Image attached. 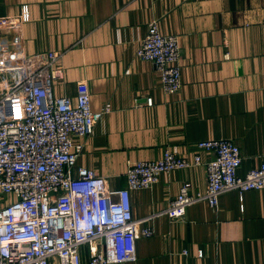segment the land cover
Segmentation results:
<instances>
[{"label":"crops","instance_id":"1","mask_svg":"<svg viewBox=\"0 0 264 264\" xmlns=\"http://www.w3.org/2000/svg\"><path fill=\"white\" fill-rule=\"evenodd\" d=\"M154 20L179 39L176 94L166 95L155 65L136 56ZM0 45L24 57L61 54L54 69L64 78L53 92L73 105L78 83H87L93 111L104 114L91 136H73L82 147L76 165L113 190L127 187L129 162L157 161L166 149L211 161L201 141H234L241 178L264 165V0H0ZM186 183L204 193L206 167L133 191L134 219L167 209ZM15 200L0 193V207ZM153 226L152 237L137 241L136 260L123 264H264V189L230 191L217 207L202 201L182 220L161 216Z\"/></svg>","mask_w":264,"mask_h":264},{"label":"built area","instance_id":"2","mask_svg":"<svg viewBox=\"0 0 264 264\" xmlns=\"http://www.w3.org/2000/svg\"><path fill=\"white\" fill-rule=\"evenodd\" d=\"M180 49L178 37L163 35L154 20L137 51L139 59L155 65L166 95L182 88ZM61 57L56 52L24 57L0 45V193L16 197L0 207V264L132 262L137 241L154 235L158 217L182 220L196 203L217 207L227 192L264 189V165L238 176L241 149L229 139L197 143L213 154L207 163L199 154L190 160L171 149L157 161L129 162L121 190L111 189L93 170L77 168L82 147H75L73 136H91L104 112L93 111L86 82L77 85L76 105L54 95V82L64 78L54 69ZM201 165L208 177L204 193L192 194L186 183L167 209L134 219L133 191L153 187L162 174Z\"/></svg>","mask_w":264,"mask_h":264}]
</instances>
